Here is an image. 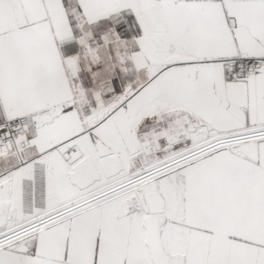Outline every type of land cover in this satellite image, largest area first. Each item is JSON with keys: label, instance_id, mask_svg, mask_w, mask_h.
<instances>
[{"label": "snow or ice", "instance_id": "snow-or-ice-1", "mask_svg": "<svg viewBox=\"0 0 264 264\" xmlns=\"http://www.w3.org/2000/svg\"><path fill=\"white\" fill-rule=\"evenodd\" d=\"M0 264H264V0H0Z\"/></svg>", "mask_w": 264, "mask_h": 264}]
</instances>
